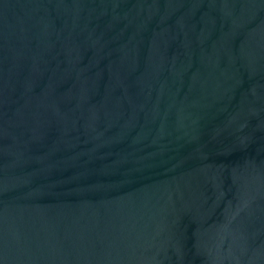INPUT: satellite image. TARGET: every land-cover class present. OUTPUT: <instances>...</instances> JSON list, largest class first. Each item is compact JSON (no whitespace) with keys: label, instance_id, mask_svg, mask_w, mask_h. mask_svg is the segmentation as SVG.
Listing matches in <instances>:
<instances>
[{"label":"water","instance_id":"95a60500","mask_svg":"<svg viewBox=\"0 0 264 264\" xmlns=\"http://www.w3.org/2000/svg\"><path fill=\"white\" fill-rule=\"evenodd\" d=\"M0 264H264V0H0Z\"/></svg>","mask_w":264,"mask_h":264}]
</instances>
